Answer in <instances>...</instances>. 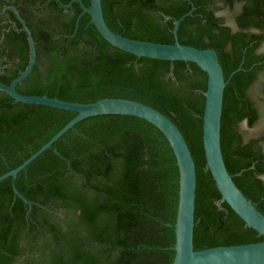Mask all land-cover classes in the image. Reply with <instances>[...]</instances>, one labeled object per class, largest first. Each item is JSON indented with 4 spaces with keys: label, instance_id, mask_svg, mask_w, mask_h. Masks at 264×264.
Wrapping results in <instances>:
<instances>
[{
    "label": "trees",
    "instance_id": "trees-1",
    "mask_svg": "<svg viewBox=\"0 0 264 264\" xmlns=\"http://www.w3.org/2000/svg\"><path fill=\"white\" fill-rule=\"evenodd\" d=\"M0 0V81L28 62L16 84L27 94L89 102L125 97L153 106L180 129L196 167L193 246L259 241L264 235L220 200L206 166L202 112L206 74L195 62L137 56L108 42L79 1ZM89 5V0H82ZM110 28L137 39L172 43V18L185 44L212 47L228 81L220 141L241 191L264 214V130L246 136L241 122L259 118L251 87L264 100V0H101ZM225 9L232 22L219 13ZM164 14L172 18H165ZM236 70V68H238ZM75 111L14 100L0 90V174L17 166ZM0 180V264H171L178 168L165 135L144 118L96 114L77 121L15 178Z\"/></svg>",
    "mask_w": 264,
    "mask_h": 264
},
{
    "label": "water",
    "instance_id": "water-1",
    "mask_svg": "<svg viewBox=\"0 0 264 264\" xmlns=\"http://www.w3.org/2000/svg\"><path fill=\"white\" fill-rule=\"evenodd\" d=\"M72 1L75 0H69L66 3L61 2V5L67 7ZM76 1H79L82 12L90 15V22L95 25L98 32L111 44L137 56H148L171 61H193L205 71L206 85L203 90L204 103L201 126L206 166L221 195L220 200H225L244 220L245 224L264 235V214L256 208L255 204L236 185L224 162L220 141V125L224 87L228 80L224 77L218 54L212 47L200 48L178 40L177 29L179 22L184 16L191 13L194 5L191 4L190 9L178 18H172L170 15L164 14L165 18H172L173 26L171 31L174 36L172 43H166L137 39L113 30L104 19L101 0H89L88 6L82 0ZM10 7L19 19L21 29L26 32L29 57L26 66L9 83L0 81V90L9 94L16 101L68 109L75 111L76 114L20 164L0 174V180L11 176L13 191L30 205L31 201L17 189L15 178L17 173L33 158L50 147L57 138L77 121L87 116L108 113L135 115L146 119L161 130L171 145L176 158L178 194L174 221L175 241L171 246L174 250V256L171 264H264V239L246 243L213 245L201 249L194 248L195 161L182 132L167 115L149 104L131 98L106 96L94 101L79 102L67 101L46 94L22 93L16 89V84L30 72L36 53L34 39L29 26L19 14L18 9L12 5Z\"/></svg>",
    "mask_w": 264,
    "mask_h": 264
},
{
    "label": "rangeland",
    "instance_id": "rangeland-1",
    "mask_svg": "<svg viewBox=\"0 0 264 264\" xmlns=\"http://www.w3.org/2000/svg\"><path fill=\"white\" fill-rule=\"evenodd\" d=\"M219 13L225 15L226 20L228 22L230 23L232 22L230 14L227 10L222 9L219 11ZM260 50L264 51V42L262 43ZM262 81L264 82V80ZM261 86L262 84H260V82H257L255 85L251 87L252 97L254 98L256 105L258 107L259 118L252 126H248L246 121L241 122V128L245 131L246 136L258 135L260 132L264 130V100L262 99Z\"/></svg>",
    "mask_w": 264,
    "mask_h": 264
},
{
    "label": "flooded vegetation",
    "instance_id": "flooded-vegetation-1",
    "mask_svg": "<svg viewBox=\"0 0 264 264\" xmlns=\"http://www.w3.org/2000/svg\"><path fill=\"white\" fill-rule=\"evenodd\" d=\"M13 6V5H12ZM6 8H11L10 5L6 6V7H3V10L6 9ZM12 9V8H11Z\"/></svg>",
    "mask_w": 264,
    "mask_h": 264
}]
</instances>
